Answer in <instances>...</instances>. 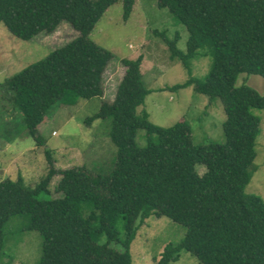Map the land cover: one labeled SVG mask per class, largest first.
<instances>
[{
	"label": "trees",
	"instance_id": "16d2710c",
	"mask_svg": "<svg viewBox=\"0 0 264 264\" xmlns=\"http://www.w3.org/2000/svg\"><path fill=\"white\" fill-rule=\"evenodd\" d=\"M122 2L127 20L136 0H0V24L17 38L31 41L70 23L79 36L28 65L0 85L38 146L39 126L57 106L102 97L103 76L114 55L90 38L105 12ZM186 27V52L178 36L162 37L171 59L190 74V59L202 50L212 56L205 79L190 77L173 89L193 86L210 102L223 104L224 140L196 143L189 121L154 126L143 106L150 91L142 79V56L123 58L124 76L111 102L102 101L95 120H109L116 148L113 168L105 173L85 164L59 170L53 151L45 150V173L34 185L21 175L0 181V264L6 226L25 216L21 231L43 238L37 264H132L130 245L148 217H168L186 227L184 240L167 245L154 264H175L183 251L202 264H264V200L245 188L257 158L264 108L256 89L237 86L242 73L264 77V0H156ZM204 54V53H203ZM143 131L144 145L138 144ZM58 195L52 192L53 179Z\"/></svg>",
	"mask_w": 264,
	"mask_h": 264
},
{
	"label": "rangeland",
	"instance_id": "374dc122",
	"mask_svg": "<svg viewBox=\"0 0 264 264\" xmlns=\"http://www.w3.org/2000/svg\"><path fill=\"white\" fill-rule=\"evenodd\" d=\"M156 0H136L132 14L122 18V2L112 5L90 33V38L114 55L103 76L104 94L80 100L78 105H60L51 117L39 126V134L45 140L43 146L35 144L28 135L20 116L11 110L5 94L0 91V181L21 175L27 185L34 186L45 173V150L53 151L56 169L85 164L95 170L108 173L113 168L116 148L109 138V120L87 121L96 115L102 101L111 102L119 82L124 76L123 58L142 56L141 73L150 93L143 106L149 122L154 126L170 127L181 121H189L196 143L224 140L222 123L225 119L223 104L210 102L209 97L194 91L193 86L183 89L172 87L190 77L205 79L213 58L199 50L190 59V74L179 59H171L170 52L160 35L169 39L178 36L177 48L186 52L188 32L166 8L155 5ZM79 36L68 22L61 23L50 34L41 33L31 41H23L0 24V85L28 65L44 58L52 50L64 46ZM204 53V54H203ZM246 84L264 96V77L242 73L237 86ZM261 118V132L257 137V158L254 160L252 178L245 188L249 194L260 195L264 200V108H252ZM138 144L144 145L143 131L138 132ZM53 179L52 192L45 197L58 195ZM25 216H14L6 226L4 261L10 264H37L42 255L43 238L37 231H21ZM186 227L168 217H148L139 225L137 235L130 245L132 264H154L152 259L160 255L167 245L180 244ZM175 264H202L193 254L183 251Z\"/></svg>",
	"mask_w": 264,
	"mask_h": 264
}]
</instances>
